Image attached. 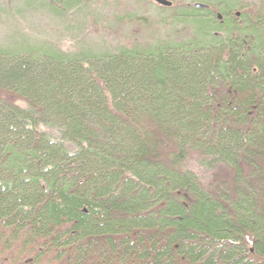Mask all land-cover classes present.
<instances>
[{
    "label": "trees",
    "instance_id": "obj_1",
    "mask_svg": "<svg viewBox=\"0 0 264 264\" xmlns=\"http://www.w3.org/2000/svg\"><path fill=\"white\" fill-rule=\"evenodd\" d=\"M190 1L183 41L0 49V264H264V0Z\"/></svg>",
    "mask_w": 264,
    "mask_h": 264
},
{
    "label": "rangeland",
    "instance_id": "obj_2",
    "mask_svg": "<svg viewBox=\"0 0 264 264\" xmlns=\"http://www.w3.org/2000/svg\"><path fill=\"white\" fill-rule=\"evenodd\" d=\"M167 1L172 4L170 8L152 0H0V49L44 46L66 53L96 55L130 44L186 40L194 26L187 9L192 3ZM207 1L213 4L232 1L241 5L261 0ZM16 103L25 106L20 101ZM38 129L69 152L76 150L57 127L40 125ZM186 167L201 184H207L221 172L202 167L196 154L189 156Z\"/></svg>",
    "mask_w": 264,
    "mask_h": 264
},
{
    "label": "water",
    "instance_id": "obj_3",
    "mask_svg": "<svg viewBox=\"0 0 264 264\" xmlns=\"http://www.w3.org/2000/svg\"><path fill=\"white\" fill-rule=\"evenodd\" d=\"M154 3H156L157 5L161 6V7H165V8H170L171 7V2L167 1V0H152ZM193 7L195 9H206L207 6L203 5V4H194Z\"/></svg>",
    "mask_w": 264,
    "mask_h": 264
}]
</instances>
